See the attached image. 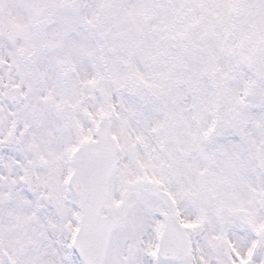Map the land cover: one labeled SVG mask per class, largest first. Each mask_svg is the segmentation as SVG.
<instances>
[{
    "label": "snow or ice",
    "instance_id": "6c2138e0",
    "mask_svg": "<svg viewBox=\"0 0 264 264\" xmlns=\"http://www.w3.org/2000/svg\"><path fill=\"white\" fill-rule=\"evenodd\" d=\"M253 7L264 14V0ZM94 19L71 14L68 36L95 33ZM257 40L203 97L210 115L221 94L245 105L247 124L203 128L169 113L155 83L140 87L119 52H78L81 77L61 69L63 50L13 46L0 60V264H264V141L250 132L264 127V32Z\"/></svg>",
    "mask_w": 264,
    "mask_h": 264
},
{
    "label": "rangeland",
    "instance_id": "374dc122",
    "mask_svg": "<svg viewBox=\"0 0 264 264\" xmlns=\"http://www.w3.org/2000/svg\"><path fill=\"white\" fill-rule=\"evenodd\" d=\"M0 57L14 55L15 46L20 53L24 36L39 48L63 50L58 57L65 60L61 69L73 75L84 76L87 69L77 65L75 55L84 50L96 49L101 60L109 62L116 52L125 73H137L148 83L140 81V87L151 89L155 83L160 90L173 75L172 63L182 64L186 54L200 51L210 36L216 38L203 57L192 61L188 71H195L189 80L195 89L199 79L217 87L218 77L226 70L235 72L250 52L257 47L258 32H264V24H257L249 9L259 0H0ZM59 5L56 13L49 15L48 6ZM17 9H13L15 6ZM13 8H12V7ZM23 7V8H22ZM93 17L99 21L98 30L88 35L68 36L66 25L71 14ZM97 14H99L97 16ZM7 31V32H6ZM14 31L13 38H8ZM75 35V34H74ZM37 37V40L36 38ZM223 40V47L217 42ZM35 39V41L33 40ZM36 42V43H35ZM135 48L139 55L125 54ZM220 52L221 56L217 53ZM194 66V67H193ZM55 82V72L49 68L41 74L40 82ZM102 90H106L102 89ZM91 97V93H87ZM221 94L218 104L227 101ZM196 117L192 124H196ZM239 126L243 124L239 121ZM151 261L150 257H146ZM161 264H168L160 258Z\"/></svg>",
    "mask_w": 264,
    "mask_h": 264
},
{
    "label": "clouds",
    "instance_id": "9594fccd",
    "mask_svg": "<svg viewBox=\"0 0 264 264\" xmlns=\"http://www.w3.org/2000/svg\"><path fill=\"white\" fill-rule=\"evenodd\" d=\"M59 9V5L52 3L48 6L47 12L49 15L56 13ZM253 17L254 21L259 24H264V14H260L257 10H248ZM88 12L82 13V16L87 17ZM216 43V38L210 36L208 40L204 41L203 46L198 52H191L186 54V59L183 60L182 64L178 65L180 71L174 73L173 77L162 84L158 92V100L160 104L168 110L169 113H176L181 119L186 122H191L194 118L199 117L196 120L197 126L206 127L211 120H218L220 124L225 126H237V119L246 125L249 119V114L247 113L245 105H237L232 102L231 97H228L227 101L219 105L218 115H210L207 111L206 105L203 103V97L213 96L217 94V88L205 82L202 76L199 79L200 88L197 91L198 95L194 96L191 100L186 98V93L182 85L187 84L189 80L195 75V71H188V67L192 61L196 60L198 57H203L207 49ZM7 54V53H6ZM25 53L24 55H27ZM221 56V53H217ZM3 57H0L2 60ZM194 67V66H193ZM112 82L106 80L103 82V87H110ZM124 105L119 104L118 107H123ZM250 132H255V139L264 141V127L257 128L253 127Z\"/></svg>",
    "mask_w": 264,
    "mask_h": 264
},
{
    "label": "flooded vegetation",
    "instance_id": "af4514ba",
    "mask_svg": "<svg viewBox=\"0 0 264 264\" xmlns=\"http://www.w3.org/2000/svg\"><path fill=\"white\" fill-rule=\"evenodd\" d=\"M15 6V5H14ZM12 7V6H11ZM2 7H1V2H0V10H3V9H1ZM13 8V7H12ZM23 8V7H22ZM13 9H17V7L15 6ZM3 31H5V30H3L2 28L0 29V32H3ZM7 32V31H6ZM13 36H14V31L12 32V33H10L9 34V36H8V38H13ZM21 40H22V46H23V44H24V42L25 41H27V39L24 37V36H22V37H19ZM36 38V40H37V37H35ZM34 41H35V39H33ZM32 43V42H31ZM36 43V42H35ZM22 46L20 47V54H21V49H22ZM35 44L33 45V49H35ZM38 47V45L36 46V48ZM22 55V54H21Z\"/></svg>",
    "mask_w": 264,
    "mask_h": 264
},
{
    "label": "water",
    "instance_id": "95a60500",
    "mask_svg": "<svg viewBox=\"0 0 264 264\" xmlns=\"http://www.w3.org/2000/svg\"><path fill=\"white\" fill-rule=\"evenodd\" d=\"M31 48V44L30 43H26L24 45V48H23V54L27 53L28 52V49ZM163 257V256H162ZM164 258V257H163ZM165 259V258H164Z\"/></svg>",
    "mask_w": 264,
    "mask_h": 264
}]
</instances>
